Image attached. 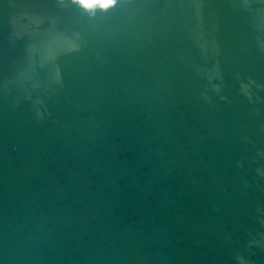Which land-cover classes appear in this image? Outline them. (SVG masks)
<instances>
[{
	"label": "water",
	"instance_id": "95a60500",
	"mask_svg": "<svg viewBox=\"0 0 264 264\" xmlns=\"http://www.w3.org/2000/svg\"><path fill=\"white\" fill-rule=\"evenodd\" d=\"M0 264H264V0H0Z\"/></svg>",
	"mask_w": 264,
	"mask_h": 264
}]
</instances>
